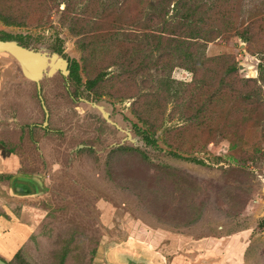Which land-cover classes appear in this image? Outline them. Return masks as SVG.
Wrapping results in <instances>:
<instances>
[{"label":"rangeland","instance_id":"1","mask_svg":"<svg viewBox=\"0 0 264 264\" xmlns=\"http://www.w3.org/2000/svg\"><path fill=\"white\" fill-rule=\"evenodd\" d=\"M109 1H118L113 7L114 13L107 15L115 30L120 32L117 38L122 39L121 34L127 31L142 32L139 24L126 22L124 0H67L65 4L61 0H42L40 10L43 13L37 25L14 27L0 22V37L4 33L22 37L26 49L44 59L43 70H47L50 57L59 46L67 58L79 62L80 77L85 83L98 68L90 62V67L86 68L82 62L83 53L78 45L81 36L71 32V19L90 20L88 24L93 27L101 19L96 14L106 10ZM129 1L141 8L137 1L148 4L155 0ZM235 2L234 16L240 13V17L234 21L238 24L243 20L242 25L207 44L205 55L207 58L233 55L239 66L238 77L256 78L254 67L259 61L248 53L247 44L235 32L246 26H254L257 30L258 25H264V0ZM84 9L89 14H83ZM107 73V78L116 74L113 67ZM171 77L184 83L191 81V74L176 67L171 70ZM82 89L80 86L84 95ZM89 95L87 101L91 104L72 103L64 91L51 90L50 97H46L52 108L50 120L55 125L59 121L56 119L67 123V128H63L64 137L90 144L92 151L55 155L51 150L53 146L45 144L42 150L47 154L41 158L47 164L39 166L41 169L22 173L35 177L36 181L38 177L41 179L40 189L46 201L24 204L29 207V212L25 210L27 240L22 246V264H45L51 259L59 239L67 233L79 243L81 264H106L105 249L131 238L159 245V252L168 264H192L196 257L191 248L195 250L197 242L210 243L214 239L221 242L222 248L211 243L207 253L223 255L231 244L234 250L238 245L244 253L237 264H264V232L256 231L264 217V150L260 142L261 157L258 156L252 166L251 161L247 162L249 166L246 167L238 166L228 157L227 141L210 142L206 148L198 147L195 151L177 150L170 145V142H177V134L172 130L185 125L189 116L172 115L173 105L168 104L163 125L153 136L157 144L148 146L134 127L145 129L146 126L133 113L131 100L108 92L101 95L91 92ZM25 96H28L26 92ZM71 105L78 106L77 111L71 110ZM97 107L116 127L103 120ZM30 110L35 111L31 107ZM37 114L41 122L42 110ZM33 115L36 114L30 113ZM16 123L25 124L23 120ZM263 123L264 118L260 124ZM8 124L12 126V122ZM168 130L172 131L170 136L166 135ZM190 130L193 132L194 127ZM259 130L246 138L248 151L258 143ZM243 142L238 140L236 147L244 146ZM124 148L139 149L147 159L136 152L126 153ZM25 155L22 157L24 163L31 156ZM191 159L203 164H196ZM4 215L6 219L10 218L7 213ZM231 255L233 253L226 257ZM226 260H223L224 264ZM77 262L72 261V264H79ZM226 264L231 263L227 261Z\"/></svg>","mask_w":264,"mask_h":264},{"label":"trees","instance_id":"2","mask_svg":"<svg viewBox=\"0 0 264 264\" xmlns=\"http://www.w3.org/2000/svg\"><path fill=\"white\" fill-rule=\"evenodd\" d=\"M66 1L61 0V3H68ZM109 2L103 14H96L101 18L98 24L92 27L88 24L90 20L72 18L69 26L74 35L81 36L78 45L86 68L90 67L89 62L98 68V72L85 81V89L131 100L133 113L146 126L145 129L134 127L148 146H156L153 136L163 125L168 104H172V115L189 116L185 125L172 130L177 134V142H170L172 147L195 151L198 147L206 148L210 142L227 141L228 157L238 166H249V161L252 166L262 155L261 148L264 150V123L260 124L264 118V25H258L257 30L254 26L236 29L235 35L259 61L254 67L256 78H240L233 55L212 58L205 55L207 44L242 25L243 20L238 24L234 21L240 17V13L234 16L235 0H155L148 4L137 1L141 8L124 0L126 22L139 24L142 32L127 31L121 34L122 39L117 38L120 32L115 30L111 17H107L108 12L114 13L113 7L118 1ZM41 4L42 0H0V22L14 27L37 25L43 13ZM83 14L89 12L84 9ZM0 39L24 44L17 35L4 33ZM54 51L63 53L59 46ZM112 67L116 74L107 78ZM175 67L191 74V81L174 80L171 70ZM80 68L78 61H71V77L77 83L81 82ZM190 127H194L193 132ZM258 128L261 129L258 143L248 151L246 138ZM172 131L168 130L166 135L170 136ZM187 131L190 134L186 135ZM238 140H244V146L236 147ZM123 151L136 152L145 158L139 149L124 148ZM174 156L180 157L176 153ZM191 161L203 164L196 159ZM256 231L264 232V217ZM67 234L59 239L51 259L45 264H72V261L81 264L79 243ZM23 259L21 248L10 259V264H22Z\"/></svg>","mask_w":264,"mask_h":264},{"label":"flooded vegetation","instance_id":"3","mask_svg":"<svg viewBox=\"0 0 264 264\" xmlns=\"http://www.w3.org/2000/svg\"><path fill=\"white\" fill-rule=\"evenodd\" d=\"M12 41L23 48H27V46L25 45V40H23L24 44H20L19 42L14 40ZM54 54H56L59 58L63 59L66 62L65 68H62V65L58 63V59L55 60L53 65L51 64L53 61L52 56ZM72 60L75 59H69L63 53L58 54L54 51L49 60V64L54 66V68L51 69V67H49L48 65L47 70H42V72L38 75V81L27 77L22 66L14 60L15 64L18 67L17 78H15L13 83L11 84V96L7 98L9 100L7 107L9 108L7 112H3V115H6L7 118L11 120L12 127L9 126L8 119H6L5 121L0 120V147L3 149V153L12 156L15 159V161L13 160L14 162L10 163L9 167L7 168L8 170L16 169L15 175L13 174L10 176L9 174H7L9 176H5L7 180H10V182L17 174L22 175V173L30 172L29 170L32 169H41L39 166H44L47 164L45 160L41 158L42 156L47 154H45V151L42 150V147L45 144L53 146L51 150L55 151V155H69L72 154V152H78L81 150L92 151L90 149L92 148L90 144L75 142L73 137H64L62 133L64 131L63 128H67L66 122L63 123L62 121H60V119H56V121H59L57 125H55L50 120L52 116V108L50 107V105H48L46 97H50L49 94L51 90H57L59 93L62 91L66 92L68 94V97H70V102L72 103L82 101L81 103L84 102L85 104H91L87 101L88 96H90V92L85 89V83H82V80L80 83H77L71 77ZM57 64L59 65L57 66ZM25 78H27V80ZM80 86L83 87L82 91H84V95L80 91ZM25 92L30 99L28 98V96H25ZM34 96L36 98H32ZM82 96L85 97V100L82 99ZM35 104H37L38 106L37 109ZM30 107L35 111L30 110ZM97 108L100 111V115L103 120L106 123L113 125V127H116L115 123L111 122V120H109L107 116L104 117L103 111L100 110L99 107ZM73 109L77 111L78 106L73 107L71 105V110ZM40 110H42L43 114V120L41 122L39 121V114H37V112H39ZM81 110L82 108H79V111ZM83 112L85 113V111ZM30 113L36 115H33L32 117L30 116ZM29 116L32 117L31 121H29ZM62 119H64V117ZM21 120H23L25 124L17 125L16 122H20ZM13 126L16 127V129H14ZM73 144H76V146L73 147ZM25 154H30L31 156L25 159L24 163L22 157ZM26 157L27 155H25V158ZM47 166L50 167L51 164H48ZM38 181V185L34 183L33 186H37L40 189L42 188V184L39 177ZM35 189L36 188H33V190ZM34 194L31 196H25V204H38L39 202L42 203L43 201L46 202L45 200H43L45 199V195L43 194V191L41 189L39 193H37L36 195ZM9 198L16 199V196L13 195L11 191H9ZM0 258L8 264H10L11 262L10 259L2 257L1 254Z\"/></svg>","mask_w":264,"mask_h":264},{"label":"crops","instance_id":"4","mask_svg":"<svg viewBox=\"0 0 264 264\" xmlns=\"http://www.w3.org/2000/svg\"><path fill=\"white\" fill-rule=\"evenodd\" d=\"M17 68L13 58L0 54V120L5 121L8 119L6 115H3V112H7L9 108L7 107L9 102L7 98L11 96V84L14 79L17 78ZM8 122L10 123L11 120ZM10 127L12 126L10 125ZM13 160L15 161L12 156L3 153V149L0 147V254L6 259H11L27 240L25 238V210L29 212L28 207L24 205L25 197H23V195H25V181H22L23 179L18 181L14 187V191L22 196L16 197V199L9 198L10 180H7L5 176L15 175L16 169H7L9 164L14 162ZM4 213H7L10 218L6 219ZM211 243L212 245H217L218 248H222L221 242L215 239L214 241H210V243L197 242V249L195 248L194 250L191 248L192 250H190L196 257L195 262H192V264H224V259H227L226 262L228 261L231 264H237L236 262L240 260L241 255L244 253V250L239 248L238 245H235L234 250L231 243L230 247L226 249V253L223 255H221V253L216 255L207 253V249L210 247L209 245ZM199 249H201V251H199ZM227 253L229 255L233 253V255L226 257L228 255ZM176 260L178 262V259ZM173 264L177 263L173 262ZM245 264H247V262H245Z\"/></svg>","mask_w":264,"mask_h":264},{"label":"water","instance_id":"5","mask_svg":"<svg viewBox=\"0 0 264 264\" xmlns=\"http://www.w3.org/2000/svg\"><path fill=\"white\" fill-rule=\"evenodd\" d=\"M0 54L7 55L17 61L24 69L25 75L35 81H38V75L45 67L44 59L39 54L21 47L13 41L0 40ZM52 58L58 59V63L62 65V68L66 67V62L56 54H54ZM49 67H51V69L54 68V66L50 64ZM103 116L106 117L104 112ZM36 179L38 180V178ZM20 180L25 181V195H23V197L31 196L34 193V195H36L40 192L37 186H33L34 183L37 185L39 183V181L35 180V177L23 176L20 174L16 175L10 182V191L16 197L22 196L14 191V187ZM33 188L36 189L33 190ZM149 243L134 238L127 239L123 242H117L105 249L104 261L106 264H168L159 252V245L153 244L152 241ZM0 264L8 263L0 258Z\"/></svg>","mask_w":264,"mask_h":264},{"label":"bare ground","instance_id":"6","mask_svg":"<svg viewBox=\"0 0 264 264\" xmlns=\"http://www.w3.org/2000/svg\"><path fill=\"white\" fill-rule=\"evenodd\" d=\"M53 60H56L55 58H53ZM53 65V64H52ZM59 64H57V66H58Z\"/></svg>","mask_w":264,"mask_h":264}]
</instances>
